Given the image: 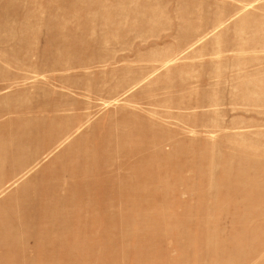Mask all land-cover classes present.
<instances>
[{
    "label": "rangeland",
    "instance_id": "rangeland-1",
    "mask_svg": "<svg viewBox=\"0 0 264 264\" xmlns=\"http://www.w3.org/2000/svg\"><path fill=\"white\" fill-rule=\"evenodd\" d=\"M0 264H264V0H0Z\"/></svg>",
    "mask_w": 264,
    "mask_h": 264
}]
</instances>
